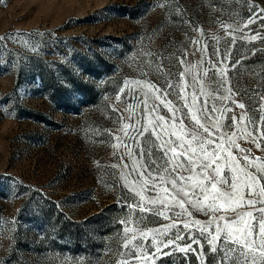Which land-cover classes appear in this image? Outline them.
<instances>
[{
  "label": "rangeland",
  "instance_id": "1",
  "mask_svg": "<svg viewBox=\"0 0 264 264\" xmlns=\"http://www.w3.org/2000/svg\"><path fill=\"white\" fill-rule=\"evenodd\" d=\"M262 114L264 0H0V264H259Z\"/></svg>",
  "mask_w": 264,
  "mask_h": 264
},
{
  "label": "snow or ice",
  "instance_id": "2",
  "mask_svg": "<svg viewBox=\"0 0 264 264\" xmlns=\"http://www.w3.org/2000/svg\"><path fill=\"white\" fill-rule=\"evenodd\" d=\"M169 87H171V85H169ZM169 103H170V102H169ZM232 103H236V102H235V101H232ZM238 107H240L241 109H243V108H245V105H244L243 103H239V104H238ZM150 110H151V109H150ZM169 110H170L171 112H173V118H174V119H180V124H181V126L183 127V126H184V121H183V119L180 118V117H176V116H175V113L178 112L179 109H177V108H170ZM200 111H203V109H201ZM205 118H206V117H205ZM245 118H246V114L241 115V116L239 117L240 120H244ZM164 119H165L164 117H157V120H158V121H163ZM232 119L235 121L237 118H236L235 116H233ZM260 120H261L262 122H264V114L261 115ZM196 122H197V124L200 125V127H202V128L204 129L205 132H208V131H209L208 127H207L205 124H202V123L200 122L199 119H197ZM145 131H147V129H145ZM142 134H143V133H141V135H142ZM186 135H191V136H192L193 141H196V142L199 144V146H200V151H201L202 153H206V152H207V148L205 147L206 144L210 145V144L213 143L212 140L209 139V140L205 141L204 139L199 138L197 134H194V133H192V132H188V133H186ZM189 147H190V146H189ZM166 149H167V150H170V151L173 152V153L176 152V148H175V147H172L171 145H169V144L167 143V141H165L164 144L161 145V150L165 151V155H167V150H166ZM193 154H194V153H193ZM216 157H217V150H213V151L211 152V155H210L207 159H201V160H200V163H199V169H200V170H203V171H207V170L209 169V167H210L208 161H209L210 159H213V158H216ZM190 170H191V169H189V171H190ZM212 171L215 172V171H217V170H216V169H212ZM209 183L212 184V188H213V189H216L217 184H228V181H227L226 179H224L223 177H222L220 180H216V177L213 176V175H211V173H209ZM198 187H199V186H198ZM230 187L233 189V188H235L236 186H235V184L233 183V184L230 185ZM201 191L206 193V192H207V188H206V187H203V188H201ZM225 194H226L229 198H231L233 195H235L234 192H225ZM187 195H188V193H187ZM217 195H219V193H217ZM250 195H255V193L253 192V193L250 194ZM257 203H258V202H257ZM255 204H256V203H255ZM255 204H253V205H255ZM211 205H215V206H216V200H215V198L213 199L212 203H210L208 206H211ZM216 208H217V207H216ZM201 211H202V210H201ZM253 219H256V217H253ZM187 226H188V225H187ZM262 227H264V224H262V223L259 221V229L261 230ZM248 231H251V232L253 231V225H252V224H245L243 234L246 235ZM177 238H178V239H182V237H180V236H178ZM253 240H255V239H253ZM246 243H247V241H246ZM256 247H258V248H264V245H256ZM190 250H191L190 247H189L188 249H184V251H190ZM158 254H159V250H158ZM221 264H223V258H221ZM245 264H247V261H245ZM259 264H264V259H262V260L259 262Z\"/></svg>",
  "mask_w": 264,
  "mask_h": 264
}]
</instances>
